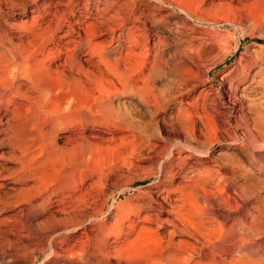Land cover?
<instances>
[{"label": "rangeland", "instance_id": "rangeland-1", "mask_svg": "<svg viewBox=\"0 0 264 264\" xmlns=\"http://www.w3.org/2000/svg\"><path fill=\"white\" fill-rule=\"evenodd\" d=\"M30 1L0 0L15 5L0 11V41L36 49L40 28L104 67L72 49L50 62L73 66L66 91L0 109V264H160L181 251L188 264H264V0H203L191 19L108 0L105 16L130 13L117 26L94 20L95 0L87 18L84 0L53 1L57 26Z\"/></svg>", "mask_w": 264, "mask_h": 264}, {"label": "bare ground", "instance_id": "bare-ground-1", "mask_svg": "<svg viewBox=\"0 0 264 264\" xmlns=\"http://www.w3.org/2000/svg\"><path fill=\"white\" fill-rule=\"evenodd\" d=\"M53 1H55L56 5H57V3L58 4L62 3L64 5H66L67 2H69V0H65L64 2L63 1H58V0H52V1L50 0L48 2L47 1L38 2V0H31L30 2L34 3V4H38L41 8H43L46 12L49 13V12H51L50 9L54 6ZM98 1H102V3H103L102 7L99 6L100 2H98ZM159 1H160L161 4H164V5L166 3H168L172 8L173 7L176 8L182 15L188 16L190 19L192 17H194V16L195 17L196 16L198 17V15L200 16V14H198V12L200 11V13H201L200 9L202 8L201 7L202 4H204L203 0H159ZM12 2H10L12 6L11 5L10 6H7V5L2 6V5H0V11L3 12V13H6V14L11 13L10 10L15 6V5L13 6ZM108 2H109L108 0H95L94 4L97 7H96L95 11L93 12V15L95 16L94 20L97 21V23H101V22L103 23L104 21H111L112 25H114L113 22L116 24L115 26H117V24L123 25L125 20H127L130 17V13L127 10L124 12L123 11L124 9H122V5H121L120 7H121L123 13H120L121 11H120V7H119L118 9H116L114 11V13H112V14H110L108 16H105V11H107V8L109 7L108 4L110 3V2L109 3ZM172 2H174V3H172ZM90 5H91L90 0H84V2L82 3V6L80 7L81 9H78V11H79L78 16H80V18L89 17V15H87V9L90 7ZM128 7H129V5H128ZM22 9H23V6H22ZM34 10H37V9H34ZM138 14L141 15L140 13H138ZM149 14H150V12H149ZM51 16L54 18V20L56 22V26L62 24L65 21V19H66V15H65V13L63 11L59 12L57 10H55V11L53 10L51 12ZM90 16H91V14H90ZM0 17L5 18L4 16H1V14H0ZM131 18H133V17H131ZM136 20H138V18L135 17L134 20H133L134 24H135ZM232 20L234 21L236 19L234 18ZM229 22H231V21H229ZM235 22L236 21H234V23ZM73 23L74 22L72 20H69V25L70 26L74 27L72 25ZM90 25L95 27L94 23H90ZM72 27H70V28H72ZM140 27H141V34L139 35V37L144 39L145 38V31H146L145 27H147L146 26V18L145 19L142 18V24H141ZM69 31L70 30H67L66 33H69ZM129 33H130V31H128V34ZM33 34L35 36H37L39 38V40H40V44L38 45V48H36V49L34 47H27V46L24 47L23 45H20L18 43H16V44L15 43H6V44H4V42L0 41V109L2 110V113H5L7 111L12 110V109H10V106H12V108H14L15 106L21 104L22 102L20 103V100L27 102L26 105L28 103L41 105L46 100H50L54 96L59 95L64 90L66 91L68 86L71 84V82L76 77L75 76L76 73L74 72L73 66H66L65 63H61V64L55 65L54 67H51L50 62L54 61L55 59L60 57V55L70 52L72 49L74 50V53L77 56L80 55L79 64L84 66L87 70H89L92 67H96L97 70L100 72L101 71L100 69L102 67H104V61H103L102 57L98 58V60L96 62H94V61L92 62L91 57L83 58V55L80 54V51L86 49V47H85V45L83 44L82 41H78V40L74 41V39L73 40L72 39H67L66 41H62L63 44L61 45V44H56L57 37H58V40L61 37L57 36L55 32L51 31V32H46V33L44 32L43 33L42 31H40V28H36V30H34ZM5 36H4V38H5ZM71 42L74 43V45L71 44L72 47L70 46ZM50 43L53 44L52 47L47 46ZM34 52H37L38 54L35 56V55H33ZM166 52H163L162 54H160L161 57L158 56L160 59L157 58V59H159L158 63L160 65L158 67V69H159V71L161 73H162L163 69L166 67V60L167 59L164 58L165 55L167 54ZM178 54H180V53H178ZM23 81L29 82V84H30L29 89L28 88L27 89L23 88ZM121 83H122V85L125 84V80L122 79ZM17 109H19V108H17ZM5 118H8V116L5 117ZM11 120H12V116H11ZM10 124L11 123H9L8 125L10 126ZM12 124L14 125V123H12ZM6 127H7V125H6ZM30 128L32 129V127H30ZM12 129H14V128H12ZM145 135H146V131L144 129L141 130V132L139 134V139H143L145 137ZM172 157H171V155H169L167 157V160H166L167 163L166 164L172 162ZM123 158L121 159L122 162H124ZM126 160H128V159H126ZM164 163L165 162H163V164ZM127 165H129V164H127ZM118 167H119V165H118ZM161 167H162V165H161ZM114 168H117V167H114ZM120 168H119V172H120ZM116 172H115V174H116ZM127 173H129V172H127ZM161 175H163V174H161ZM128 176H129V174H128ZM158 177H159V179L161 181L162 180L164 181V178L162 179L160 175L157 176V180H158ZM150 205L146 204L147 207H151ZM143 208L144 207L142 206V204L138 205V204L135 203V204H133L131 206V209L135 213V215H138L139 212H141V210ZM160 210H162V209L160 208ZM142 218L144 220H150L151 216H150V214H144L142 216ZM173 226L175 227V224ZM122 233L123 232H122V230L120 228L117 229V236L122 235ZM116 256H117V254H116ZM189 258H190V255L188 253L181 251V252H178V253H176L174 255L173 254L172 255L171 254L164 255V256L160 257L159 259H157L158 261L157 260L156 261L158 263H160V264H188ZM120 262L121 261H119V263ZM125 263L127 264V262L124 261V264ZM116 264H118V263H116Z\"/></svg>", "mask_w": 264, "mask_h": 264}]
</instances>
